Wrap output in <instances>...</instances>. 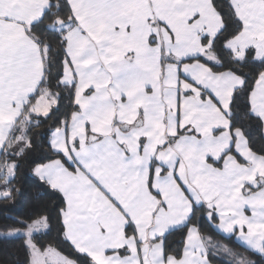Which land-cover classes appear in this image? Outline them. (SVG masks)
Wrapping results in <instances>:
<instances>
[{
	"label": "snow or ice",
	"instance_id": "snow-or-ice-1",
	"mask_svg": "<svg viewBox=\"0 0 264 264\" xmlns=\"http://www.w3.org/2000/svg\"><path fill=\"white\" fill-rule=\"evenodd\" d=\"M65 93L32 172L85 264H256L201 234L217 217L264 260V0H0V200ZM17 223L25 264H78L39 246L50 215Z\"/></svg>",
	"mask_w": 264,
	"mask_h": 264
},
{
	"label": "trees",
	"instance_id": "trees-1",
	"mask_svg": "<svg viewBox=\"0 0 264 264\" xmlns=\"http://www.w3.org/2000/svg\"><path fill=\"white\" fill-rule=\"evenodd\" d=\"M218 2L223 3L224 0H218ZM223 11L227 13L226 8ZM233 27L234 25H230L229 31H232ZM60 59H63V53L60 54ZM244 71L247 72L248 69L245 68ZM72 111L73 106L69 104V99L65 93V99L61 102L59 110L52 119L42 122L39 128L34 127L31 130L34 147L28 156L21 160L16 178L12 181L13 199L0 200V264H25L28 257L23 248V235L11 236L8 235V232L10 228L19 227L17 221L29 220V218H34L36 215H50L52 217L51 231L46 236L40 235L37 237L39 246L46 248L51 245L62 255L78 261V264H85L83 256L75 252L69 244L61 242L63 238L60 235V228L56 219L59 209L63 207L61 194L44 185L32 172L35 163H47L50 159L58 158L53 156L46 147L49 139L47 130L54 120L63 119L65 116L70 119ZM41 120H43V117H41ZM254 123L253 121V125ZM245 128L249 130L247 123H245ZM250 137L253 149L259 154L261 149H264V137L260 135V132L254 126L250 129ZM16 189L19 191H15ZM215 223L212 225L206 218L201 219V234L205 237H211L212 241L218 245L227 246L233 252L247 256L256 264H264V260H261L258 254L253 255L246 252L245 247L238 243L233 235H224L218 231ZM181 239V236L176 234L169 237V242L173 248H182ZM215 251L216 254L210 256L212 264H236V260L225 254L222 249Z\"/></svg>",
	"mask_w": 264,
	"mask_h": 264
},
{
	"label": "crops",
	"instance_id": "crops-1",
	"mask_svg": "<svg viewBox=\"0 0 264 264\" xmlns=\"http://www.w3.org/2000/svg\"><path fill=\"white\" fill-rule=\"evenodd\" d=\"M193 62H194V61H192V62H187V63H193ZM181 78H183V76H182ZM89 131H90V129H89ZM47 163H48V162H47ZM219 166L222 167V162H221V164H220ZM205 207H206V206H205ZM245 214L248 215V216H251V212H250V211H246ZM218 225H219V217H217V219H216V223H215V227H216V229H217L218 231H220V232H221L222 234H224V235H233V236L235 237L236 241L242 245V242L238 240V237H239V228L236 229V232H235L234 234H226V233H223L222 230H220V229L218 228ZM109 254H111V253H109Z\"/></svg>",
	"mask_w": 264,
	"mask_h": 264
},
{
	"label": "rangeland",
	"instance_id": "rangeland-1",
	"mask_svg": "<svg viewBox=\"0 0 264 264\" xmlns=\"http://www.w3.org/2000/svg\"><path fill=\"white\" fill-rule=\"evenodd\" d=\"M20 235H22V234H20Z\"/></svg>",
	"mask_w": 264,
	"mask_h": 264
}]
</instances>
